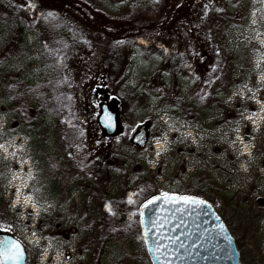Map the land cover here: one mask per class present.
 Wrapping results in <instances>:
<instances>
[{"label":"rangeland","instance_id":"rangeland-1","mask_svg":"<svg viewBox=\"0 0 264 264\" xmlns=\"http://www.w3.org/2000/svg\"><path fill=\"white\" fill-rule=\"evenodd\" d=\"M152 1L71 0L58 16L78 43L77 52H60L49 34L31 33L38 44L27 56L10 58L7 69L39 59L35 70L50 66L54 79H67L63 92L70 103L50 114V128L38 122L31 127V114L22 109L10 112L9 124L17 122L14 137L30 142L37 153L43 142H60L71 172L78 163L100 162L88 176L92 183L100 179L102 232L112 214L139 213L152 196H191L208 202L227 224L239 264H264V0H177L161 16L144 12ZM122 39L131 44L127 60L120 59ZM228 44L224 50L238 68L221 89L209 67ZM1 77L9 81L14 75ZM211 78V90L230 89L221 106L201 108ZM103 104L117 114L113 135L97 122ZM40 167L38 172L46 173ZM19 178L10 184L22 191L27 182ZM192 186L201 193L189 195ZM23 197L24 204L31 203ZM45 216L6 212V220L19 224L5 225L22 239L33 264H151L141 233L110 240L101 254L96 242L82 257L79 236L52 239L54 228L42 224Z\"/></svg>","mask_w":264,"mask_h":264},{"label":"trees","instance_id":"trees-1","mask_svg":"<svg viewBox=\"0 0 264 264\" xmlns=\"http://www.w3.org/2000/svg\"><path fill=\"white\" fill-rule=\"evenodd\" d=\"M62 1L0 0V88L2 80L4 81L1 77L2 72L7 76L14 75L8 97H5L4 100L12 102V99H15L23 102L27 107L33 108L35 115L31 117L32 122H35V124L38 122L40 126H46V128L49 127V123L51 124L50 114L56 111L58 106L70 103V100L68 101L69 96L66 97L67 94L63 92L67 79H54L56 69H51L50 66H39L35 70L34 65L40 63L39 59L36 58L27 59L22 66L16 67L15 71L8 70L6 66L11 63L9 62L10 58L27 56L32 46L38 44L35 39L30 38L31 33H36V29L49 34L55 48L60 52L69 48L73 50L72 52L80 50L76 40L72 39L69 33L65 31L63 20L58 16L59 11H63V7L66 8L65 5L71 3V0H66L63 3ZM175 1L177 0H153L144 6V12L147 14L152 13L155 16L164 15L169 5H177ZM35 14L41 16L43 20L39 21ZM124 40L122 39V42ZM227 46L231 48V44H228L224 45L222 49H228ZM120 48L122 49L120 59L127 60L131 52V44L123 42L118 47V49ZM227 54H230L229 50L220 51V56L216 57L214 65L209 67L210 72L214 74V77H217L215 80L218 82L215 87L221 89H223L225 83L233 79V74L238 68V62L231 60ZM204 60L208 61L209 56L203 59V63L205 62ZM219 73L220 75H218ZM213 78L209 80V91L206 89L207 92L200 96L201 101L198 104L203 106L201 108H206L208 103L212 107L221 106V99L230 89L229 87L223 93L217 91V88L211 90ZM100 85L108 90L104 80H101ZM40 126L37 127L36 131L40 130ZM199 186H196V188L194 186L189 187L186 191L189 195L201 193ZM77 225L79 226V224ZM102 227L103 232L101 231V224H84L86 240H98V243H100V254L110 240L132 239L140 234L138 213L127 214L123 210L112 214L110 219L105 224H102Z\"/></svg>","mask_w":264,"mask_h":264},{"label":"flooded vegetation","instance_id":"flooded-vegetation-1","mask_svg":"<svg viewBox=\"0 0 264 264\" xmlns=\"http://www.w3.org/2000/svg\"><path fill=\"white\" fill-rule=\"evenodd\" d=\"M12 80L10 79L8 83L5 79L2 80L4 86L0 88V122H2L0 124V179L2 180L0 183V240L18 242L23 249L24 257L22 255L18 259L0 257V264H33L35 262L22 239L5 225L19 224L15 220H6V212L16 209L45 213V221L42 224L48 225V229L54 228L49 235L56 241L57 238L67 240L72 234L79 236V241L82 242L80 255L83 257L86 250L88 252L91 246L98 243L95 239L86 240L84 224H101L100 179L96 176L92 183L88 176L93 171L96 174V171L100 169V162L88 164V166L78 163L73 168L75 171L71 172L68 150L60 148L58 146L60 142H43L37 153L30 146V142L19 140V136L14 137L17 132L14 130L17 122L10 125V112L17 114L22 109L34 117L35 111L21 101L12 99V102H6L4 100L8 97ZM27 122L31 127L34 126L32 119ZM48 126L50 128L52 124L49 123ZM35 155H38V158ZM3 161H7L8 165L5 166ZM40 166L47 170L46 173L38 172L42 169ZM17 177L27 182L22 191L14 188L15 184H10V181ZM75 192L78 193V198ZM23 196H29L31 203L24 204ZM17 199L19 202L15 204ZM68 224L70 226L66 227ZM77 224L80 226L79 229ZM15 251L12 249L9 255H13ZM65 257L70 260V252H67ZM80 264H85L84 260Z\"/></svg>","mask_w":264,"mask_h":264},{"label":"water","instance_id":"water-1","mask_svg":"<svg viewBox=\"0 0 264 264\" xmlns=\"http://www.w3.org/2000/svg\"><path fill=\"white\" fill-rule=\"evenodd\" d=\"M97 122L107 134L116 131V115L105 104L101 106ZM147 201L139 209V224L151 264H239L235 239L209 203L202 200L205 203L185 205L158 201L145 209L143 205ZM141 211L145 213L147 225L140 223ZM152 220H157L163 226L151 225ZM146 227L150 229L147 236ZM158 244L160 250L153 251ZM19 251L24 257L21 246Z\"/></svg>","mask_w":264,"mask_h":264},{"label":"snow or ice","instance_id":"snow-or-ice-1","mask_svg":"<svg viewBox=\"0 0 264 264\" xmlns=\"http://www.w3.org/2000/svg\"><path fill=\"white\" fill-rule=\"evenodd\" d=\"M158 201H163L164 203H172V204L183 203L185 205H200V204L205 203L202 200H198V199H196L194 197H190V196H179V197H177L174 195L170 196L169 193H161L160 196H157V197H154V198L148 200L143 205V208L146 209L149 206L156 204ZM140 216H141L140 223L143 225H147L148 222H146L144 219L145 213L143 211L140 212ZM150 223L153 226H156L158 224L160 227L163 226L157 220H152V221H150ZM148 231H150V229H148L146 227L145 236L148 235ZM160 247L161 246L158 244L157 247L155 249H153V251H159ZM12 249H15L16 251L13 255H9V253L11 252ZM19 249H20V245L15 241L0 240V257L7 256L8 258H11V259H18L21 255Z\"/></svg>","mask_w":264,"mask_h":264}]
</instances>
